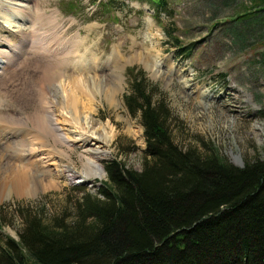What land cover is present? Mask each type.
Returning a JSON list of instances; mask_svg holds the SVG:
<instances>
[{
  "label": "rangeland",
  "instance_id": "rangeland-1",
  "mask_svg": "<svg viewBox=\"0 0 264 264\" xmlns=\"http://www.w3.org/2000/svg\"><path fill=\"white\" fill-rule=\"evenodd\" d=\"M39 3L45 11L59 10L60 30L63 25L65 31L71 28L61 38L79 34L80 54L96 59L103 79L116 72L122 76L112 100L101 89L93 99L91 118L97 126L114 128L101 160L104 170L105 162L115 157L137 170L143 166L146 141L141 115L132 114L125 99L137 80L144 81L156 102L166 99L174 115L171 128L181 146L197 145L202 150L214 146L238 166L264 158V12H254L255 0H166L160 6L153 0ZM44 20L50 28L44 34L51 35L49 19ZM190 48V55H183ZM131 69L141 74L138 79H133ZM202 85L205 98L197 97ZM81 153L80 148L71 151L72 165L79 171ZM63 162L67 165L69 159ZM45 174L57 183L0 194L1 237L18 238L22 221L14 212L19 204L42 208L48 219L63 210L72 215L82 189L96 193L107 179V172L76 182Z\"/></svg>",
  "mask_w": 264,
  "mask_h": 264
},
{
  "label": "trees",
  "instance_id": "trees-1",
  "mask_svg": "<svg viewBox=\"0 0 264 264\" xmlns=\"http://www.w3.org/2000/svg\"><path fill=\"white\" fill-rule=\"evenodd\" d=\"M125 99L144 127L142 168L107 160L106 181L82 189L72 215L19 204L22 227L0 236V264H264V158L238 166L214 146H181L166 99L144 81Z\"/></svg>",
  "mask_w": 264,
  "mask_h": 264
},
{
  "label": "bare ground",
  "instance_id": "bare-ground-1",
  "mask_svg": "<svg viewBox=\"0 0 264 264\" xmlns=\"http://www.w3.org/2000/svg\"><path fill=\"white\" fill-rule=\"evenodd\" d=\"M57 10L45 11L39 0H0L1 195L57 183L45 173L70 182L105 175L101 160L114 128L97 126L91 118L93 99L101 89L112 100L122 76L116 72L103 79L96 59L80 54L79 34L61 38L71 28L65 31L62 24L60 30ZM45 17L51 35L44 34L50 30ZM117 57L115 52L113 58ZM205 89L200 86L197 97L205 98ZM78 148L84 157L81 171L71 158V151ZM48 161L56 168L51 169Z\"/></svg>",
  "mask_w": 264,
  "mask_h": 264
}]
</instances>
